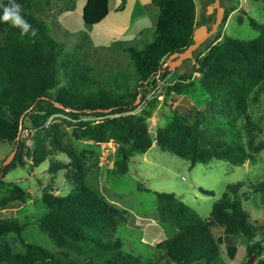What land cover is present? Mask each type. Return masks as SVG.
<instances>
[{
    "label": "trees",
    "instance_id": "1",
    "mask_svg": "<svg viewBox=\"0 0 264 264\" xmlns=\"http://www.w3.org/2000/svg\"><path fill=\"white\" fill-rule=\"evenodd\" d=\"M150 1L157 10L151 39L140 47L117 43L131 67L133 82L129 86L124 78L120 82L95 78L88 63L64 53L62 42L50 36L39 16L49 0H16L24 18L37 30L35 37L0 22V140L11 142L14 149L11 160L0 165V186L5 184L2 177L10 167H32L44 159L48 173L70 167L74 174L63 193L42 192L45 209L35 218L38 229L57 249L24 240L20 234L23 224L2 217L0 264H226L225 256H233L237 236L245 242L246 255L260 254V241L253 239L256 228L248 221L237 194L240 181L226 184L203 218L173 192L154 190L159 224L172 233L156 241L152 255L144 260L122 251L120 239L111 234L124 209L87 183L84 158L88 150H76L62 139L61 124L70 127L75 139L95 143L113 140L114 173L125 172L131 153L145 151L152 142L189 164L211 158L239 164L264 145L261 140L254 142L256 126L247 113L248 101L257 98L258 84L264 78V20L256 22L250 16L247 21L258 30L256 36L222 35L218 39L215 31L210 43L203 48L199 43L192 50L189 69H171L175 78L165 92L183 91L197 72L195 80L205 95L208 112L186 108L181 114L173 112L153 133L148 130L146 117L153 100L134 111L135 98L145 91L139 87L153 82L150 78L156 71L160 75L169 71L167 65H161L162 59L192 42L196 26L193 0ZM8 3L0 0V5ZM107 11L108 0H85L82 19L87 24L96 23ZM225 17L223 10L220 24ZM57 113L65 117L52 121ZM240 116L245 143L234 124ZM7 183L11 197L24 198L18 184ZM201 191L210 193L208 189ZM212 226L220 228L216 236ZM8 233L15 234L21 251L11 249L5 239ZM235 264L248 263L243 260ZM258 264L264 260L259 258Z\"/></svg>",
    "mask_w": 264,
    "mask_h": 264
},
{
    "label": "rangeland",
    "instance_id": "2",
    "mask_svg": "<svg viewBox=\"0 0 264 264\" xmlns=\"http://www.w3.org/2000/svg\"><path fill=\"white\" fill-rule=\"evenodd\" d=\"M84 1L49 0V6L41 10L39 16L45 22L50 36L62 42L64 53L77 61L88 63L95 78L108 79L110 82L114 78L119 82L124 78L125 83L131 85L133 79L128 57L117 48V43L140 47L149 41L156 7L150 0H108L106 15L96 23L87 24L82 19ZM193 1L196 24L212 23L216 10L209 7L211 0ZM218 1L222 7L220 19L225 10V20L221 24L218 21L215 30L200 42V48L214 39L215 31L219 35L218 39L222 35L237 38H252L257 35L258 30L248 23L247 17H252L256 22L263 21L264 0ZM118 4L124 6L117 7ZM165 58L166 56L162 60ZM190 62V57L183 58L175 65L176 71L189 69ZM171 69L159 74L164 77L166 85L175 78ZM195 77L196 73H193V83L183 91L165 92L161 101L147 97V83L139 87V90L145 91L135 98L134 103L137 105L134 111H139L149 100H153L150 114L146 117L147 128L151 133L157 126L164 124L173 112L181 114L186 108L208 112L205 95ZM166 85L163 86L164 90ZM247 113L256 126L254 142H264V78L258 84L257 98H250L248 101ZM62 117L65 116L57 113L51 120L57 122ZM234 124L241 141L245 143L242 116ZM60 128L64 142L76 150H88L85 153L87 157L84 158L87 183L110 202L124 209L123 218L111 234L120 239L122 251L137 254L144 260L152 255L153 244L159 237L172 233L170 228L162 226L158 233L154 232V237L149 236V231L159 224L154 190L173 192L203 218L208 215L211 202L221 195L225 185L240 181L237 194L248 213V221L256 228L253 239L260 241L262 249L259 255H246L245 242L237 236L233 256H225L224 261L226 264H235L249 259L248 264H258L259 258L264 260V145L239 164L230 165L219 158L189 164L187 160L161 150L152 142L145 151L131 153L125 172L114 173L112 170L116 144L113 140L95 143L84 138L75 139L69 126L61 124ZM11 149V142L0 140V165ZM63 157L58 155V158ZM46 167L47 159H44L36 166L16 164L6 170L2 177L5 184L0 186V218L16 219L23 224L20 234L24 240L55 250V244L38 229L35 218L45 209L41 199L42 192L63 193L73 181L74 174L69 170L70 167L57 169L53 173H48ZM7 181L16 183L23 189V199L11 197V185ZM201 189H208L210 193H204ZM211 232L216 236L220 233V228L212 226ZM5 239L12 250H22L14 233L6 234Z\"/></svg>",
    "mask_w": 264,
    "mask_h": 264
},
{
    "label": "water",
    "instance_id": "3",
    "mask_svg": "<svg viewBox=\"0 0 264 264\" xmlns=\"http://www.w3.org/2000/svg\"><path fill=\"white\" fill-rule=\"evenodd\" d=\"M211 4H209V7L214 10H216V15L211 23L210 27L207 28L205 24H198L194 27L192 31V42L186 45V47L182 51H173L170 54L167 55L165 60L162 62V66L167 65L168 68H173L180 60H182L185 57H192V50L204 40L205 37L210 35L216 28L218 21L220 20V12L222 7L219 5L218 0H211ZM171 58V59H170ZM192 60V58H191ZM14 149L12 148L8 154L3 158L1 161V166L6 164L9 159L11 158L13 154ZM247 263L250 262L249 259L246 260Z\"/></svg>",
    "mask_w": 264,
    "mask_h": 264
},
{
    "label": "clouds",
    "instance_id": "4",
    "mask_svg": "<svg viewBox=\"0 0 264 264\" xmlns=\"http://www.w3.org/2000/svg\"><path fill=\"white\" fill-rule=\"evenodd\" d=\"M3 8V14L0 15V22L10 23L13 27L21 30L22 35L31 34L35 37L37 30L32 28L31 24L22 15V6L16 3V0H9L7 5H0Z\"/></svg>",
    "mask_w": 264,
    "mask_h": 264
},
{
    "label": "built area",
    "instance_id": "5",
    "mask_svg": "<svg viewBox=\"0 0 264 264\" xmlns=\"http://www.w3.org/2000/svg\"><path fill=\"white\" fill-rule=\"evenodd\" d=\"M194 73L197 74V72ZM151 77V79H153L154 81H149L147 83L146 95L147 97H152L157 101H161L165 96V90L163 89V86H165L166 83L164 82V77L159 76V71H156Z\"/></svg>",
    "mask_w": 264,
    "mask_h": 264
},
{
    "label": "crops",
    "instance_id": "6",
    "mask_svg": "<svg viewBox=\"0 0 264 264\" xmlns=\"http://www.w3.org/2000/svg\"><path fill=\"white\" fill-rule=\"evenodd\" d=\"M194 2V1H193ZM117 7L118 6H124V5H120V4H118V5H116ZM194 10H195V4H194ZM194 19H195V17H194ZM195 21H196V19H195ZM205 25H207L206 23H204ZM192 61V60H191ZM154 223V222H153ZM160 229H162V226L160 225V224H156V227L154 228V229H152L151 231H149L151 234L149 235L150 237H154V232L156 233H158V230H160ZM164 236H162V237H159L156 241H158V240H160V239H162ZM155 241V242H156Z\"/></svg>",
    "mask_w": 264,
    "mask_h": 264
},
{
    "label": "flooded vegetation",
    "instance_id": "7",
    "mask_svg": "<svg viewBox=\"0 0 264 264\" xmlns=\"http://www.w3.org/2000/svg\"><path fill=\"white\" fill-rule=\"evenodd\" d=\"M198 24H200V23H198ZM198 24H196V25H198ZM210 25H211V23H210L209 25H206V27H207V28H209V27H210ZM208 36H209V35H208Z\"/></svg>",
    "mask_w": 264,
    "mask_h": 264
}]
</instances>
